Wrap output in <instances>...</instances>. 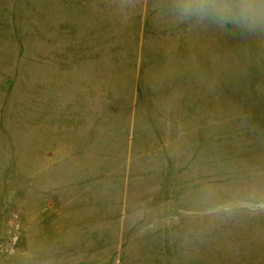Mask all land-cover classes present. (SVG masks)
I'll use <instances>...</instances> for the list:
<instances>
[{
	"label": "rangeland",
	"instance_id": "1",
	"mask_svg": "<svg viewBox=\"0 0 264 264\" xmlns=\"http://www.w3.org/2000/svg\"><path fill=\"white\" fill-rule=\"evenodd\" d=\"M181 2L0 0V264H264V28Z\"/></svg>",
	"mask_w": 264,
	"mask_h": 264
},
{
	"label": "clouds",
	"instance_id": "2",
	"mask_svg": "<svg viewBox=\"0 0 264 264\" xmlns=\"http://www.w3.org/2000/svg\"><path fill=\"white\" fill-rule=\"evenodd\" d=\"M178 12L183 18L211 19L221 25L235 22L252 32L264 28V0H239L235 5L225 0H182Z\"/></svg>",
	"mask_w": 264,
	"mask_h": 264
}]
</instances>
